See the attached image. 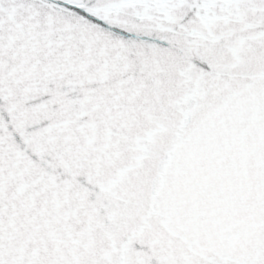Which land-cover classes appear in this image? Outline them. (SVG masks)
<instances>
[{"label":"snow or ice","instance_id":"1","mask_svg":"<svg viewBox=\"0 0 264 264\" xmlns=\"http://www.w3.org/2000/svg\"><path fill=\"white\" fill-rule=\"evenodd\" d=\"M0 264H264V0H0Z\"/></svg>","mask_w":264,"mask_h":264}]
</instances>
